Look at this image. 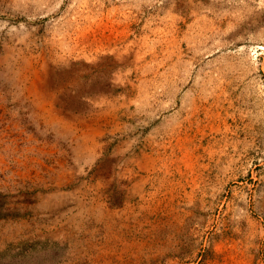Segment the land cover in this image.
I'll return each mask as SVG.
<instances>
[{
	"label": "rangeland",
	"instance_id": "obj_1",
	"mask_svg": "<svg viewBox=\"0 0 264 264\" xmlns=\"http://www.w3.org/2000/svg\"><path fill=\"white\" fill-rule=\"evenodd\" d=\"M0 264H264V0H0Z\"/></svg>",
	"mask_w": 264,
	"mask_h": 264
}]
</instances>
